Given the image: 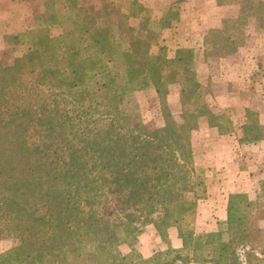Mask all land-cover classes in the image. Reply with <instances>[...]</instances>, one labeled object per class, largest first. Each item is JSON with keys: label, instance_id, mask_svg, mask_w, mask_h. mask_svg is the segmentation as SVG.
<instances>
[{"label": "trees", "instance_id": "16d2710c", "mask_svg": "<svg viewBox=\"0 0 264 264\" xmlns=\"http://www.w3.org/2000/svg\"><path fill=\"white\" fill-rule=\"evenodd\" d=\"M21 1L42 9L43 25L3 36L11 62L0 60V241L16 245L0 264H264V190L254 200L230 194L226 221L215 232L195 230L206 187L191 135L202 117L221 136L233 128L205 102L195 51L174 38L163 44L181 23L179 0L159 12L140 0ZM215 1L239 13L208 31L205 55L235 45L247 18L264 33V0ZM173 86L181 124L167 103ZM147 90L163 117L153 130L134 100ZM262 136L259 122L247 121L239 142ZM109 198L119 199L113 217L100 210ZM150 217L166 248L144 258L135 224Z\"/></svg>", "mask_w": 264, "mask_h": 264}, {"label": "rangeland", "instance_id": "374dc122", "mask_svg": "<svg viewBox=\"0 0 264 264\" xmlns=\"http://www.w3.org/2000/svg\"><path fill=\"white\" fill-rule=\"evenodd\" d=\"M86 1L89 5L99 7L101 3L109 0ZM140 1L159 12L169 3L177 0ZM179 2L181 23L175 29L164 33L163 44H168V41L174 38L181 46L195 51L198 79L210 92L206 94L205 102L222 126L228 128L229 121L233 128L231 134L221 136L217 134L216 128L208 126L207 118L202 117L198 119L197 130L191 135L193 154L198 157V162L195 161L196 174L204 180L206 187L204 194L206 201L200 204L194 225L198 234H204L215 232L223 224V209L220 206L230 190L234 191L233 193L244 192L253 200L263 194L264 33L260 31L259 24L253 17L247 18L243 23L242 33L236 34L233 38L235 45L209 49L205 55L203 46L205 35L210 29L220 28L222 21L235 19L239 13L238 8L217 6L215 0H179ZM41 12L42 9L33 3L0 0V60L5 64H10L11 57L4 47L3 36L42 26ZM51 31L54 35L59 32L57 27H53ZM134 100L139 104L144 124L149 130L163 126L159 101L153 90L136 94ZM167 103L174 120L181 124L179 87H171ZM245 110L253 113L250 121L245 117ZM252 120H257L263 127L262 140L255 144H240L242 126ZM35 138H38V135H33V139ZM226 141V147L232 155L227 165L229 167L227 172L225 168L217 169L211 163L214 159L223 158ZM237 165L243 173L238 174L235 181L233 179L231 181L228 176L233 177L232 170L236 171ZM201 192L199 191L200 194ZM109 199L101 206V213L107 216L120 213V205L117 203L119 199ZM154 218L140 220L135 224L138 231L136 249L144 258H149L154 251L162 252L166 248L157 237L153 225L150 224V220ZM169 234L173 245H176V229L170 230ZM15 245L16 241L13 239L0 241V255ZM120 250L124 254L129 252L126 245H122Z\"/></svg>", "mask_w": 264, "mask_h": 264}, {"label": "crops", "instance_id": "0c3cea01", "mask_svg": "<svg viewBox=\"0 0 264 264\" xmlns=\"http://www.w3.org/2000/svg\"><path fill=\"white\" fill-rule=\"evenodd\" d=\"M23 19V18H22ZM8 33H12V32H10V31H8ZM218 134V133H217ZM221 141H224V140H221ZM227 141L225 142V146L223 147V158H221V159H214V160H212V162L211 163H213L212 165H213V167H216L217 169H219V168H225V171L227 172V171H229V167L227 166L228 165V163H229V159H231L232 158V155H231V152H230V150L229 149H227ZM252 146H254V145H252ZM197 160V162H198V157H196L195 156V154H194V162ZM235 170L236 171H234V169L232 170L233 171V173H232V175H233V177H230V176H228V178L231 180V179H233V181H235V178H237V176H238V174H240V173H243L242 172V170L240 171V169H239V166L237 165V166H235ZM232 181V180H231ZM230 193L226 196V199L225 200H223V204L221 203V208L223 209V214H222V211H221V214H222V217H223V219H224V222L226 221V208H227V198H228V196L230 195V194H235V193H233L234 191H232V190H230L229 191ZM236 193H240L239 191H237ZM244 193V192H243ZM212 200V199H211ZM204 201H206V198L204 199V200H201V201H199V203H198V208H197V216H196V218H198V211H199V208H200V204L201 203H203ZM222 217H221V219H222ZM223 222V223H224ZM222 224V223H221ZM170 230H172V229H170ZM169 230V231H170ZM169 238H170V234H169ZM171 239V238H170ZM176 241H177V243H176V245H173V246H175V247H179V239H178V237H177V234H176ZM171 243L173 244V242H172V240H171Z\"/></svg>", "mask_w": 264, "mask_h": 264}]
</instances>
